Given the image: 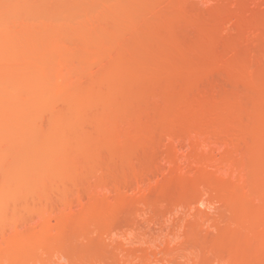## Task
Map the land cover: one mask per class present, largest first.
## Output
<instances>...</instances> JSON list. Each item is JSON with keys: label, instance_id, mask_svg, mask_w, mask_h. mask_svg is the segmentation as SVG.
Listing matches in <instances>:
<instances>
[{"label": "rangeland", "instance_id": "rangeland-1", "mask_svg": "<svg viewBox=\"0 0 264 264\" xmlns=\"http://www.w3.org/2000/svg\"><path fill=\"white\" fill-rule=\"evenodd\" d=\"M0 264H264V0H0Z\"/></svg>", "mask_w": 264, "mask_h": 264}, {"label": "bare ground", "instance_id": "bare-ground-1", "mask_svg": "<svg viewBox=\"0 0 264 264\" xmlns=\"http://www.w3.org/2000/svg\"><path fill=\"white\" fill-rule=\"evenodd\" d=\"M1 28V27H0Z\"/></svg>", "mask_w": 264, "mask_h": 264}]
</instances>
